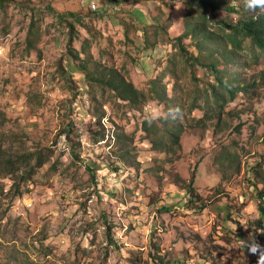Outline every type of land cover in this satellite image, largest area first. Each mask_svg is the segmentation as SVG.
<instances>
[{"label":"rangeland","instance_id":"374dc122","mask_svg":"<svg viewBox=\"0 0 264 264\" xmlns=\"http://www.w3.org/2000/svg\"><path fill=\"white\" fill-rule=\"evenodd\" d=\"M213 1L215 14L188 0L0 2V264H264V51L212 56L244 85L230 101L174 44L203 15L220 51V22L264 6ZM110 69L143 94L135 107L90 76ZM156 78L163 103L147 96Z\"/></svg>","mask_w":264,"mask_h":264},{"label":"trees","instance_id":"16d2710c","mask_svg":"<svg viewBox=\"0 0 264 264\" xmlns=\"http://www.w3.org/2000/svg\"><path fill=\"white\" fill-rule=\"evenodd\" d=\"M189 4H193L198 8L209 9L215 14L220 8L218 3H215L213 0H188ZM4 2V0H0ZM229 12L234 13V9H228ZM56 17L60 20H67V17L76 19V15L72 13L65 14H55V11H51ZM201 19V21H199ZM206 18L202 15L196 21H187L184 22L183 32L174 40L175 48L177 49L178 54L183 60L185 66H188L190 69L204 68L212 74L213 80L217 83V86L221 88V92L226 93L229 96L231 101L235 95L240 91H245L244 85H238L234 87L230 80L225 77V75L217 68V61L213 59V55L218 52L219 59L221 61L231 60L232 58V49L237 50L241 48L243 41H248L250 46L257 48L260 51H264V19H239L232 26L220 22L221 33L224 34V29L228 30L226 35H223L226 41H222V48L220 51H215L210 44L214 40L212 38V33L206 31L205 27L207 26ZM70 26V25H69ZM183 40H188L189 43L184 45ZM220 42V41H219ZM218 42V44H220ZM229 45L230 49H227ZM191 47L195 50L196 54L189 53L187 47ZM208 54L206 57L203 54ZM204 58L207 60V63H204L201 59ZM215 58V56H214ZM84 70H87V67H83ZM89 75V73H88ZM91 78L94 79L102 88L109 90L117 100L126 102L133 107H135L143 94L140 93L137 89L134 88L133 84L129 82L123 75H120L116 70L110 69L109 71H101L99 75L90 74ZM147 96L151 97L152 100L163 103L167 100V94L165 87L161 84V79H154L150 81V86L147 92ZM147 126V122H144L143 128L147 130L150 134H154L155 124ZM167 133V130L165 131ZM168 136L171 139L172 144L179 146V131L177 129H171L168 131ZM25 160L22 158L20 161ZM32 157L26 159V162L31 161ZM36 166L42 164V160L36 158ZM194 174L191 175L189 183L187 185V191L191 199L198 198L194 196ZM260 202L258 204V219L255 221L253 227L256 230H264V192L259 194ZM199 202V201H198Z\"/></svg>","mask_w":264,"mask_h":264},{"label":"clouds","instance_id":"9594fccd","mask_svg":"<svg viewBox=\"0 0 264 264\" xmlns=\"http://www.w3.org/2000/svg\"><path fill=\"white\" fill-rule=\"evenodd\" d=\"M257 6H264V0H247V7L250 9H255ZM242 244L247 246L248 251L250 253H256L258 249L260 248V245L256 244L255 242H251L247 244L244 241H241ZM262 253H264V250H262Z\"/></svg>","mask_w":264,"mask_h":264},{"label":"bare ground","instance_id":"6f19581e","mask_svg":"<svg viewBox=\"0 0 264 264\" xmlns=\"http://www.w3.org/2000/svg\"><path fill=\"white\" fill-rule=\"evenodd\" d=\"M0 54H1V51H0Z\"/></svg>","mask_w":264,"mask_h":264},{"label":"built area","instance_id":"2783aa9c","mask_svg":"<svg viewBox=\"0 0 264 264\" xmlns=\"http://www.w3.org/2000/svg\"><path fill=\"white\" fill-rule=\"evenodd\" d=\"M95 9V7H93Z\"/></svg>","mask_w":264,"mask_h":264}]
</instances>
